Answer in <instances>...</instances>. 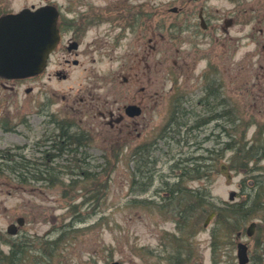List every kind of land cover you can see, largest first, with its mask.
Wrapping results in <instances>:
<instances>
[{"label":"rangeland","instance_id":"374dc122","mask_svg":"<svg viewBox=\"0 0 264 264\" xmlns=\"http://www.w3.org/2000/svg\"><path fill=\"white\" fill-rule=\"evenodd\" d=\"M58 1L62 12H102L107 4L117 8L122 2L77 0L76 4L75 0ZM128 1L139 2L140 10L136 12H141L142 21L149 16L153 17L154 29L148 32L147 28L141 26V40L135 47H127L134 40L129 39L118 46L114 54L109 48L112 45L106 47L107 41L103 35L109 27L102 24L99 28L94 27L90 31L88 29L87 36L83 37L80 55L76 56L80 60L79 66L66 64L63 58L60 59L62 65L52 66L53 70L65 68L70 75L67 79H60L55 75L52 78L46 75L44 78L25 81L6 82L0 79V149H12L13 146L27 144L31 147V150L24 153L28 155L27 159L38 156L32 149L41 139L44 120L48 119L39 113V104L47 97L54 100L52 110L62 109L64 114H67L68 110H65L67 104L63 101V96L69 94L90 99L87 96L90 93V96L100 97L101 104L106 98L110 102L118 101L116 106H123L134 100L141 102L144 107V114L136 119L139 122L136 131L141 132V140L135 139L137 132H133L134 138L127 136L130 145L118 157H103L107 146H111L110 138L106 142V135H100L88 146L79 147L77 158L82 159V171L86 169L94 173L101 183L99 197H92L96 193L90 192L93 181L96 180H82V175L79 176L82 182L71 189L68 176L63 175L66 185H51L40 180L22 183L15 173L7 168H0V228L5 229L16 217H24L29 232L23 262L19 261L18 264H111L115 261L124 264H238V231L234 229L233 223L222 226L218 221H213L209 229L203 228V223L212 211L216 208L224 209V203L231 202V191H236V201L244 200L249 194L253 199V193L254 196L259 193L254 191L251 182L263 179L264 158L244 162L246 167L240 159L216 160L214 173L207 179L204 177V206L198 214H193L187 224L184 223V216L190 215L191 207L186 206L182 192H172L170 195L172 190L180 189L183 184L180 178H177V170L171 171L168 165V139L162 138L164 135L168 136L163 132L169 117L168 90L177 79L181 86L179 91L189 89L207 56H201L196 51L200 40L193 35V30L189 31L185 26V31H182L179 37L180 33H170L167 25L175 19L176 15L171 12L173 8L184 10L177 22L178 27L186 25L190 20H194L196 24L199 10L204 7L209 15L214 16V24L220 27V30H215L216 38L220 39L219 44L216 51L210 49L211 45L208 44L202 49L212 50L209 52V58L214 57L215 62L219 61L220 72H225L223 63L229 55H224L222 44L231 39L230 62L234 65L230 66L228 72L237 74V84L259 83L246 91H240L235 84L230 86L231 89L238 90L239 96L236 97L238 102L240 101V112H237V115L242 117L241 120L245 124H237L233 129L235 140L239 144L253 141L252 145L256 142L264 149V113L260 114L257 110L262 108V105L258 104L256 107L253 102L256 96L262 98L264 95V0ZM16 2L18 6H22L26 1ZM89 5L95 9L90 11ZM118 8V12L124 9ZM225 20H233L234 24L226 26ZM224 25L228 34L222 30ZM197 30L202 33L199 26ZM212 34L213 31L210 30V35ZM151 37L155 39L156 50L153 49L154 44L149 43ZM95 40H99L97 45L101 47L97 50L88 47V44L94 43ZM145 49L150 56L139 65L140 79L130 80L125 84L123 77L129 74L132 57L136 56L134 54H143ZM177 50L180 52L176 54ZM122 53L125 54L123 61L118 57ZM175 60L179 64V68L173 71L177 73L176 80L174 77V80L169 82L168 73L172 72L170 68ZM185 60L189 64L196 61L195 69H186ZM226 63L225 67L228 68L229 64ZM124 64L126 66L123 71ZM241 74L243 76L240 77ZM257 74L260 76L257 77ZM53 93L58 97L53 99ZM80 106L77 104L76 108ZM95 114L96 120L91 127L100 132L105 129L102 124L106 122L101 121V124L96 126L99 117L97 113H92L94 116ZM62 115L59 118H62ZM249 117H252L253 121H250ZM76 119H82L86 123L89 118L77 116ZM10 120L14 122L13 128L18 125L15 122L19 121L21 124L16 130L12 127V131L7 127L3 129L1 122H8L9 125L12 124ZM133 129L132 127L131 130ZM146 138L148 143H155L153 148H156L151 156L152 160L147 163L140 157L136 159L132 156L131 149L134 144L143 142ZM205 146L213 148V141ZM255 154L258 155L257 152ZM87 155L90 157H86ZM66 157L60 159L59 163L64 170L68 166L70 172L75 169V157L65 159ZM84 157L87 159L83 160ZM153 160L157 162L154 164ZM224 164L233 169L232 183H228L219 171ZM41 165L39 168L37 166L36 170L42 169ZM31 167L29 168L32 169ZM168 181L171 185L176 183V186L169 189ZM67 190L76 192L74 203L63 197V192ZM72 204H81L79 213L71 211ZM250 217L249 220L263 218L264 209L259 212L255 209L254 215L251 214ZM57 239L59 243L55 252L48 256L51 249L45 242ZM242 241L246 242V237ZM8 249V246L3 247L5 253Z\"/></svg>","mask_w":264,"mask_h":264},{"label":"flooded vegetation","instance_id":"af4514ba","mask_svg":"<svg viewBox=\"0 0 264 264\" xmlns=\"http://www.w3.org/2000/svg\"><path fill=\"white\" fill-rule=\"evenodd\" d=\"M17 0H0V18L11 14L21 12L25 9H38L43 6L53 5L56 6L60 12L58 14L57 26L59 30L60 40L52 53L51 57L48 60V66L45 71L38 76V78H44L46 75L49 78H52L55 75L60 79H67L70 75L67 70H53V65H62V60L64 59L66 64L73 66H79L80 60L76 57L80 55V48L83 43V37L87 36L88 29L89 31L92 28H99L102 24L108 25V30H105L104 36L107 41V46L112 52L121 46L123 43L129 41V39H134L128 48L135 47L136 43L141 40L140 28L143 26L148 29V32H151L154 29L152 23V16H149L144 21L141 20V12H136L140 10L139 2L128 3V0H122L124 2L117 5V8L107 4L102 12H62L61 5L58 0H25L26 2L22 6H18ZM77 4V0H75ZM118 7H124L120 12L116 11ZM91 5H89V10H93ZM207 8H201L198 14L197 23L194 24V20H190L186 25L177 26V22L180 19V15L184 11L182 8H178L176 13H174L175 19L172 22H168V31L170 33L185 31V26L187 30H193V35L197 36L200 40L197 44V52L199 55L207 56L205 63L196 72L194 82L191 84V87L187 90L179 91L181 86L177 82H173L168 90V123H167V134L168 136V165H170L171 171L177 170V178H180L181 184L180 189L172 190V192L184 194L186 206H190L191 209L190 215L184 216V223L187 224L192 218L193 214L199 213L202 206H204V190L206 179L210 174L214 173L215 161L216 160H253L257 158H264V149L259 147L255 142L252 145L251 142L247 143H238L235 140L233 134V129L237 127V124L244 126L242 117L239 118L237 112L239 111V102L237 100L238 90L231 89L230 86L235 84V87H239L240 91H246L251 86H257L259 83H249L242 82L237 84V74L228 72L230 66L234 65L230 62V53L231 39L225 40L222 44L223 53L225 57L223 67L225 72H220V63L219 61L215 62L214 57L209 58V52L215 50L219 44L220 39L216 38L215 30H220L219 25H215V18L206 11ZM226 26H231L234 24L233 20H225ZM222 27V30L228 34V29L226 26ZM202 29L200 34L197 28ZM189 30V31H190ZM210 30L213 31V34L210 35ZM171 35V34H170ZM132 36V38L130 37ZM154 34V38H155ZM153 37L149 38V43H153V49L156 50V43ZM173 41V40H172ZM99 40H95L94 43H89L88 47L95 48L97 50L99 47L97 44ZM109 43V44H108ZM211 45L212 50H204L202 47L206 45ZM105 45V44H104ZM150 46V45H149ZM216 51V50H215ZM150 52V51H149ZM180 52L177 50L175 53ZM116 52H114L115 54ZM151 53V52H150ZM106 55L109 56V53L106 52ZM124 53L118 56L122 61L125 59ZM131 59V65L129 66V74L126 77H123L124 83L128 84L130 80H139L140 79V63L142 60H146L150 55L146 53V49L143 51V54H134ZM67 56H73V58H67ZM99 56H101L99 54ZM200 56V57H201ZM103 57V56H101ZM136 57V58H135ZM114 58V56H112ZM226 62H228L229 67L226 68ZM184 65L186 69L191 68L192 70L196 67V61L192 64H189L185 60ZM125 64L123 65V71L125 70ZM178 62L175 60L172 63V68H170V73H168V81L172 82L174 77L177 75L176 69L179 67ZM243 76L242 74L240 77ZM260 75L257 74V77ZM176 80V77H175ZM7 82V81H6ZM143 90V89H142ZM235 90V91H234ZM29 92V90H28ZM89 93V92H88ZM90 99H86L85 96L77 95H64L63 101L67 104L65 110L67 114L62 112V109L52 110L53 101L52 98L47 97L41 105L39 113H41L47 120H44L43 132L41 139L36 143L35 148L32 149L33 152L37 153V157L42 161H55L58 162L63 157L65 159L74 158L77 153V145L75 141L80 144V147L83 145L88 146L92 141H95L103 135H106V142L110 138L111 146H107V151H117V148L122 143L127 142L128 146L130 145V140L128 137H133V132H137L139 122L136 119L140 118L144 114V107L141 102H135L134 100L130 101L128 104L123 106H116L118 101L110 102L108 98L101 104V98L90 96V93L87 94ZM239 96V95H237ZM242 96V95H241ZM53 99L58 97L56 93L52 94ZM97 102V103H96ZM256 105H262L260 109H257L260 114L264 113V95L261 97H255L253 100ZM81 105L79 108H76V105ZM137 106L141 109L142 114L138 117H131L127 112L128 107ZM249 108L247 109L248 112ZM97 113L99 121H96L97 125L103 123L105 129L97 132L93 129V121L96 120L95 116L92 113ZM63 114V115H62ZM62 115V118H59ZM77 116H86L89 118L86 123L82 119H76ZM27 117V116H26ZM250 121L252 117H249ZM7 121V119L5 120ZM1 122L3 129L8 128L9 131L12 129L16 130L18 125L21 123L15 122L18 124L13 128L14 122L8 125V122ZM249 121V122H250ZM261 125V124H260ZM264 126V123L262 124ZM12 127V129H11ZM134 128L133 131L131 128ZM109 136V137H108ZM126 136V137H125ZM128 136V137H127ZM141 132H137L135 139L141 140ZM213 141V148L206 147V143ZM149 146L151 150L155 143H148L146 138L143 142L137 143L132 147L134 153H140L141 149H146ZM238 146H240L238 148ZM148 149V148H147ZM261 149V152L259 150ZM263 149V151H262ZM31 150L27 144L22 146H13L12 149H0V159H23L28 158V155L24 154L26 151ZM258 153L256 155L255 153ZM261 153V155H260ZM86 157H90L87 155ZM84 157V158H86ZM256 157V158H254ZM213 162V164H209ZM47 166L42 165V169L45 170ZM180 169H177L179 168ZM225 172H229L233 169L228 166L223 168ZM222 173V166L219 169ZM234 174V172H233ZM172 176V175H171ZM170 176V177H171ZM181 176V177H180ZM199 183L198 185H196ZM252 187L255 191L259 192L255 196V200L258 201L257 205L261 209H264V177L260 181L251 182ZM176 184V183H175ZM168 181V188L171 189L172 186ZM176 186V185H175ZM241 187V186H240ZM236 195L232 197L231 202H226L224 205L227 211L230 213H235L236 205L239 204L236 201ZM260 199V200H259ZM253 206H256L255 201ZM257 207V206H256ZM225 209L216 208L215 211H212L205 222L203 223V228L209 229L213 221H219V225L226 223H233L234 229L238 231L236 233V247L239 240H243L246 237V244L249 249L251 264H264V217L260 219L249 220L237 222L234 217L221 218L220 213ZM214 214V217L210 220L209 217ZM22 219V222L19 226L13 228L15 234L8 233V227L17 224L19 219ZM197 219V217H196ZM225 222V223H224ZM249 222V226L246 227ZM197 224H199L197 222ZM27 222L24 217H16L14 221L10 222L7 225V228L4 230L0 229V264H13V259L15 258L18 263L23 262V257L25 255L26 244L29 238V232L26 228ZM254 225L252 236L249 235V229ZM225 227V226H224ZM216 229H213L215 231ZM4 246H8V252L5 253L3 250Z\"/></svg>","mask_w":264,"mask_h":264},{"label":"water","instance_id":"95a60500","mask_svg":"<svg viewBox=\"0 0 264 264\" xmlns=\"http://www.w3.org/2000/svg\"><path fill=\"white\" fill-rule=\"evenodd\" d=\"M57 12L54 7L48 6L0 19V77L24 79L44 70L47 59L59 40ZM127 112L130 116L141 114L140 108L136 106L129 107ZM223 173L230 183L231 175L225 171ZM253 228L254 225L249 229V235H252ZM238 259L239 264L249 262L248 248L244 244L238 245Z\"/></svg>","mask_w":264,"mask_h":264},{"label":"trees","instance_id":"16d2710c","mask_svg":"<svg viewBox=\"0 0 264 264\" xmlns=\"http://www.w3.org/2000/svg\"><path fill=\"white\" fill-rule=\"evenodd\" d=\"M165 134L167 133V129L165 128L163 131ZM164 135V134H163ZM165 138V135L162 137ZM76 145H77V151L80 147V144L75 141ZM148 148V149H147ZM156 150V149H155ZM153 149L149 150V146L146 147V149H141L140 153H134L132 154V156H135V158L137 159L138 157L144 159V161L147 163L149 162L148 160H152L151 156L153 154V151H155ZM119 154V153H118ZM118 154L114 153V156L112 157H118ZM78 156L76 155L74 158V168L70 170L68 166L66 167L67 169L64 170L65 168L58 162L56 163L55 161H40L38 159L36 160H25V159H21V160H16V159H5L1 162L0 164V168H7L9 169L11 172L15 173L16 177L20 180V182L22 183H27L28 180H40V181H46L48 184L51 185H55L58 183H61L62 185H66V181L63 177L64 176H68L70 177V180L68 181V185H71V189L74 188V186L79 185V183H81L82 181L79 180V176L82 175L83 178H81L82 180H96L95 182L93 181V185H92V191L93 193H96V195L92 196V197H99V193H100V185L101 183L99 182V180L96 178L97 175H95L94 173L87 171L85 169V171L82 167H81V163H82V159H78ZM112 157H107V159H112ZM134 158V159H135ZM87 158L83 159L86 160ZM244 161V160H243ZM85 162V161H84ZM156 160H153L152 163H156ZM246 163V161H244ZM243 162V163H244ZM40 163V164H39ZM46 165L47 167L45 168V170L43 169H39L36 170L37 166L39 168V165ZM32 166L30 169L29 167ZM42 166V165H41ZM246 166V165H245ZM140 169V168H139ZM27 170V171H26ZM79 170H81V172H78ZM98 180V181H97ZM168 185V184H167ZM71 191H64L63 192V197H65V199L68 200H72L74 203L75 201V193L76 192H72ZM80 205H76V204H72L71 206V211H73V213L77 212L79 213L80 211ZM258 207V205H257ZM259 208V207H258ZM226 212H222L220 213V217L224 218V217H236L237 222L239 221H246L247 218L250 217L251 214H253L255 211L254 206L252 207L251 203H250V199H245L241 204L236 205L235 208V213H230L231 211H227V209H225ZM226 214V215H225ZM254 215V214H253ZM64 229V228H63ZM59 243V239L55 240V241H46L45 244L49 245V249H51V252L48 254L52 255L55 252L56 246ZM13 264H18L15 260V258L13 259Z\"/></svg>","mask_w":264,"mask_h":264}]
</instances>
